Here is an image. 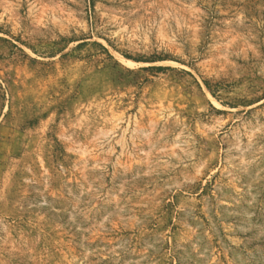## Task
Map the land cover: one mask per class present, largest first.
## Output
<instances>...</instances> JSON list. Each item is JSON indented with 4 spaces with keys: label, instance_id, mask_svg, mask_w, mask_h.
Returning a JSON list of instances; mask_svg holds the SVG:
<instances>
[{
    "label": "rangeland",
    "instance_id": "374dc122",
    "mask_svg": "<svg viewBox=\"0 0 264 264\" xmlns=\"http://www.w3.org/2000/svg\"><path fill=\"white\" fill-rule=\"evenodd\" d=\"M0 264H264V0H0Z\"/></svg>",
    "mask_w": 264,
    "mask_h": 264
}]
</instances>
